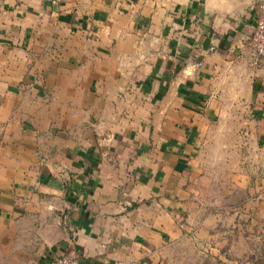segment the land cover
I'll use <instances>...</instances> for the list:
<instances>
[{"label": "crops", "instance_id": "crops-1", "mask_svg": "<svg viewBox=\"0 0 264 264\" xmlns=\"http://www.w3.org/2000/svg\"><path fill=\"white\" fill-rule=\"evenodd\" d=\"M258 1L0 0V264H195L212 160L264 217Z\"/></svg>", "mask_w": 264, "mask_h": 264}, {"label": "rangeland", "instance_id": "rangeland-1", "mask_svg": "<svg viewBox=\"0 0 264 264\" xmlns=\"http://www.w3.org/2000/svg\"><path fill=\"white\" fill-rule=\"evenodd\" d=\"M230 168L228 163L213 160L205 167L208 175L200 184L201 199L211 208L215 221L212 226L189 231L194 232L195 264H264V217L234 211L238 201H251L254 195L244 187L235 195ZM244 183L249 185L251 180ZM198 233L211 239H201Z\"/></svg>", "mask_w": 264, "mask_h": 264}, {"label": "built area", "instance_id": "built-area-1", "mask_svg": "<svg viewBox=\"0 0 264 264\" xmlns=\"http://www.w3.org/2000/svg\"><path fill=\"white\" fill-rule=\"evenodd\" d=\"M257 14L254 28L249 39L251 52L256 56L264 55V1L256 3ZM47 264H84L77 253L60 255L51 259Z\"/></svg>", "mask_w": 264, "mask_h": 264}]
</instances>
